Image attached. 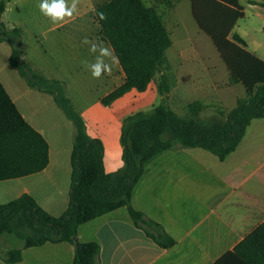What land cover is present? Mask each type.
Masks as SVG:
<instances>
[{"label":"crops","instance_id":"crops-1","mask_svg":"<svg viewBox=\"0 0 264 264\" xmlns=\"http://www.w3.org/2000/svg\"><path fill=\"white\" fill-rule=\"evenodd\" d=\"M150 1L153 3L150 6L158 10L164 1L172 8L183 3L185 12L190 10L196 21L191 0ZM239 1L245 10L243 0ZM247 1L264 8L262 0ZM22 2L8 0L3 13V20L8 26L17 25L12 17L9 19V13L16 6L20 8ZM237 22L229 34L230 38H233L234 32H238L235 30ZM196 23L198 33L208 35ZM170 24L166 22L171 37L176 29L180 38V23L170 21ZM185 33L191 38L187 30ZM208 37L227 67L214 41L210 35ZM101 40L104 41L102 33ZM172 40L167 50L168 66L146 89L132 88L109 105L102 102L104 113H98L101 108L96 110L93 105L79 110L90 135L101 138L104 143V166L108 172L116 171L123 165L121 128L124 119L139 110H149L162 101L158 88L161 74L166 73L170 80L173 79L169 97L179 87L220 86L216 74L204 76L196 68L200 67L202 61L193 56L203 55V46L191 50L181 48ZM11 52L10 43L1 41L0 80L23 116L47 139L50 161L36 173L0 180V203L27 192L51 214L61 215L68 207L70 198L75 126L50 93L28 84L10 63ZM124 79L125 72L121 66L119 81L106 94ZM228 83L232 84L230 72ZM202 103L204 107L200 116L204 119H217L222 111L230 110L208 101L203 100ZM255 121L258 124L255 125ZM132 204L143 211L146 218L162 224L176 243L169 247L159 245L142 226L134 222L129 208L121 206L78 227V242L100 243L97 264H264V230L253 239H247L264 224V117L251 121L238 147L224 160L203 147L178 145L161 152L149 162L146 172L136 184ZM77 245L76 242L63 241L33 246L43 247L49 253L11 264H74Z\"/></svg>","mask_w":264,"mask_h":264},{"label":"trees","instance_id":"trees-1","mask_svg":"<svg viewBox=\"0 0 264 264\" xmlns=\"http://www.w3.org/2000/svg\"><path fill=\"white\" fill-rule=\"evenodd\" d=\"M199 26L214 41L227 64L232 83H241L246 95L222 117L204 119L200 100L188 104V112L179 114L168 105L171 83L168 74L158 78L162 101L149 110L128 115L121 128L123 165L108 172L104 166V143L90 135L83 114L68 95L65 81L48 76L23 58L22 28L8 26L3 20L8 0H0V42L12 47L10 63L32 87L50 93L75 126L71 155L72 174L68 207L61 215L47 211L30 193L0 203V237L20 239L24 247L47 242L75 243L78 227L121 206H127L134 222L163 247L176 239L154 219L132 204L134 188L149 162L161 152L178 145L203 147L224 160L242 141L254 118L264 117V59L247 48L238 33L229 37L238 19L245 16L239 0H191ZM256 2L257 0H250ZM264 4V0H262ZM103 12L106 19H100ZM103 39L111 44L125 79L101 100L111 104L132 88L144 90L159 72L168 66L167 50L171 33L159 10L145 0H101L95 7ZM50 161L49 143L21 113L0 80V180L43 170ZM264 230L259 226L247 239ZM246 239V240H247ZM101 245L98 241L79 242L74 264H97ZM0 256L7 263L23 259L22 247L0 243Z\"/></svg>","mask_w":264,"mask_h":264},{"label":"rangeland","instance_id":"rangeland-1","mask_svg":"<svg viewBox=\"0 0 264 264\" xmlns=\"http://www.w3.org/2000/svg\"><path fill=\"white\" fill-rule=\"evenodd\" d=\"M23 1L20 8L16 6L10 11L9 19L12 17L15 23L22 28L24 59L31 65L34 63L48 75L64 80L67 93L72 98L76 109L81 110L93 105L96 110L98 107L101 108L102 111L98 110V113H104L105 109L101 105V99L106 91L119 81V70H121L119 60L117 59L113 65L110 74H105L99 79H94L81 64V60L85 58L92 59L88 47L82 45V39L87 36L90 39L99 38L101 40V28L95 14V7L101 0H80L78 12L72 19L55 24L39 11L37 7L39 0ZM145 2L147 5H153L150 0H145ZM242 3L245 5V16L238 20L235 30L244 36L250 50L264 58V8L247 0H243ZM158 7L168 25H171L170 21L180 23L181 37L177 36L176 29L172 34L177 45L191 50L200 45L203 46L204 54L193 56L202 61L200 67H196L197 70H201L204 76L216 74L220 80V86L216 87L211 85L179 87L168 97V105L181 115L188 112V104L193 100L208 101L223 109L234 107L237 103L236 99L246 95L245 87L241 83H228L227 67L217 55L215 46L208 35L204 32L198 33L200 32L199 27L190 10L185 12L183 3L177 8H172L165 1ZM186 30L191 38L186 35ZM103 42L113 50L110 43L106 40ZM172 81L171 78L170 83ZM195 82L198 84V81ZM55 106L59 108L57 104ZM221 117L222 112L219 118ZM255 122V125L258 124V121ZM103 128H105L104 125ZM0 243L5 250L14 246L22 247L23 259L26 261L31 256L49 253L43 247H24L22 240L9 235L0 237ZM0 264L11 263L5 262L0 256Z\"/></svg>","mask_w":264,"mask_h":264},{"label":"clouds","instance_id":"clouds-1","mask_svg":"<svg viewBox=\"0 0 264 264\" xmlns=\"http://www.w3.org/2000/svg\"><path fill=\"white\" fill-rule=\"evenodd\" d=\"M80 0H39L37 7L39 11L52 23H60L72 19L78 12ZM100 19H106L103 12H97ZM82 45L88 47L92 59L81 60L82 66L89 71L94 79H99L105 74H110L113 65L117 62L113 50L99 38L90 39L85 36Z\"/></svg>","mask_w":264,"mask_h":264},{"label":"water","instance_id":"water-1","mask_svg":"<svg viewBox=\"0 0 264 264\" xmlns=\"http://www.w3.org/2000/svg\"><path fill=\"white\" fill-rule=\"evenodd\" d=\"M74 240H75V242L78 244L79 242H78V236L77 235H75L74 236Z\"/></svg>","mask_w":264,"mask_h":264}]
</instances>
